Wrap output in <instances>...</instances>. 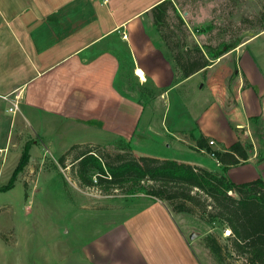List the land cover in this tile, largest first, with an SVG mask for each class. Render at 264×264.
<instances>
[{"label":"crops","instance_id":"obj_1","mask_svg":"<svg viewBox=\"0 0 264 264\" xmlns=\"http://www.w3.org/2000/svg\"><path fill=\"white\" fill-rule=\"evenodd\" d=\"M160 1L0 0V27L10 34V45L0 44V100L7 106L3 97L17 95L18 113L13 119L36 113L52 115L67 125L88 129L89 144L101 143L94 138L98 129L127 137L141 123L146 106L128 93L129 88L123 89L118 77L124 80L126 68V75L136 80L133 72L138 67L145 74L144 80L139 79L140 94L143 83L149 84L163 99L155 132L162 142L178 141L196 149L194 138L203 135L207 141L214 140L216 146L211 148L225 150L219 144L218 130L203 121L217 110L220 130L236 128L237 135L230 140L237 136L243 144L249 140L264 144V29L182 78L152 24L150 8ZM259 37L262 40L250 48ZM182 85L186 92L201 89L211 97L199 107L198 97L196 105L192 100L186 104L187 97L176 93L175 110L169 118L170 94ZM146 112L142 124L151 129L154 118L148 107ZM256 144L249 160L257 158ZM177 161L207 168L191 160ZM259 162L264 164V158ZM259 177L264 181L263 174ZM150 200L147 205L161 204L158 199ZM144 210L148 214L136 224L143 226L139 238L149 240L152 234L159 238L162 248L154 252L161 256L157 264H203L173 216H160L148 207L141 215Z\"/></svg>","mask_w":264,"mask_h":264},{"label":"rangeland","instance_id":"obj_2","mask_svg":"<svg viewBox=\"0 0 264 264\" xmlns=\"http://www.w3.org/2000/svg\"><path fill=\"white\" fill-rule=\"evenodd\" d=\"M175 1L184 24H179L176 16L169 11L167 23L161 29L164 33H174L169 47L162 40V34L157 32L165 51H176L174 44L177 42L190 46L194 43L218 46L238 39L239 43L260 30L264 20V0ZM9 40V31L0 27L2 47L10 45ZM261 40L260 37L254 40L249 44L250 48ZM133 73L138 79L132 80L126 75L125 68L124 80L121 81L120 77L118 80L122 82L123 89L129 88L128 93L136 95L138 102L146 106L141 123L127 137L98 129L94 138L101 143L91 145L92 151L97 155L107 156L106 159L111 161L117 151L115 146L125 142L136 156L191 160L209 169L222 170L221 165L206 153L197 151V148L178 141L168 145L155 135L158 117L162 114V96L154 88V96L140 94L138 83L145 79V74L138 67ZM196 78H201V75ZM184 89L185 86L182 85L171 92L173 103L169 118L175 110L176 93L187 97L186 104L192 100L196 105L198 97L199 107L204 106L205 101L211 97L201 89L193 91L190 88V92ZM3 98L7 106L0 100V146L7 145L8 152L0 170V186L7 182L24 146H28L29 157L17 173L13 186L0 191V264H157L161 256L156 257L154 252L161 250V241L153 234L149 240L141 241L139 236L143 226L141 228L136 225L148 214L146 210L142 212L143 215L140 214L145 207L160 216H173L183 234L192 242V248L197 251L203 264H220L202 244L205 230L214 234L222 245L225 262L245 264L244 258L231 250L230 240L224 235L225 228L215 224L210 227L199 222L195 211L192 214L173 212L163 200L160 206L147 205L153 198L139 190L127 192L125 183L122 186L112 185L110 188H106V184L98 185L95 182V172L91 173L93 184L82 183L80 170L76 166L77 160H74L80 148L70 152L66 150L73 144H89L86 140L89 139L90 131L80 126L67 125L61 119L41 113L34 114L35 118L22 117V120L19 116L20 120L19 117L17 119L20 122L15 121L13 118L18 112L12 114L8 111V100L13 99V95ZM147 107L154 118L151 129L142 124L147 116ZM213 112L202 119L205 123L209 121L213 129L218 130L216 134L221 138L219 144L229 147L237 140V136L236 140H230L232 135H237L236 128L225 132L220 130L217 127L220 115L217 110ZM8 128L9 135L3 145ZM255 144L251 140L244 143L249 156L254 154ZM256 146L259 152L255 160L247 159L223 170L230 181L246 182L258 178L260 173L264 175V164L259 162L264 157V144L260 142ZM64 153L63 163L58 162V158ZM191 233L197 234L190 238ZM228 250L231 251L230 255Z\"/></svg>","mask_w":264,"mask_h":264},{"label":"trees","instance_id":"obj_3","mask_svg":"<svg viewBox=\"0 0 264 264\" xmlns=\"http://www.w3.org/2000/svg\"><path fill=\"white\" fill-rule=\"evenodd\" d=\"M174 2L162 0L150 8L152 24L162 34V40L167 47L173 42L170 38L174 33H164L161 29L167 23L169 11L176 16L179 24H184ZM262 29L264 20L260 25V30ZM237 44L238 39L218 46L198 43L190 46L177 42L174 44L177 50L167 51L166 56L174 62L184 78L212 64L216 58L232 50ZM177 81L174 78V83ZM145 93L154 96L153 89L143 83L141 94ZM194 139L198 149L205 148L214 153L222 170H210L171 158L136 156L125 142L115 146L117 151L111 161L106 159L107 156L94 153L91 149L93 144H73L66 151L80 148L74 160H77L76 166L80 170L82 183L93 184L91 173L95 172V182L98 185L106 184V188H110L112 185L122 186L125 183L127 192L139 190L151 198L166 201L173 212L192 214L195 211L198 213L199 222L210 227L215 224L230 229L227 238L230 240L231 250L241 255L245 264H264V181L258 177L234 183L223 172L229 166L246 161L249 158L247 148L239 139L222 151L212 149L203 135ZM28 157V146H24L10 177L0 186V191L13 186L17 173L24 167ZM64 157L65 153L58 158V162L63 163ZM205 231L202 244L212 258L220 264H231L224 261L223 247L215 235ZM227 252L228 255L231 254L230 250Z\"/></svg>","mask_w":264,"mask_h":264},{"label":"built area","instance_id":"obj_4","mask_svg":"<svg viewBox=\"0 0 264 264\" xmlns=\"http://www.w3.org/2000/svg\"><path fill=\"white\" fill-rule=\"evenodd\" d=\"M126 37H127V34L125 32H123L122 38L126 39ZM8 101L10 103V106L8 107V111H10L12 114H15L18 111V97H17V95L14 96L13 99L8 100ZM243 133L246 134V132H244V131H243ZM208 144L210 146V145L215 144V142H214V140L209 139ZM199 151L206 153L208 156H210L212 159H214L216 161V163H218L217 160L215 159L213 152L207 151L205 148H199ZM7 152H8V146L7 145L0 146V170H1L2 163L6 158ZM229 193H232V192L229 191ZM224 235L229 236L230 235V229L225 228L224 229Z\"/></svg>","mask_w":264,"mask_h":264},{"label":"water","instance_id":"obj_5","mask_svg":"<svg viewBox=\"0 0 264 264\" xmlns=\"http://www.w3.org/2000/svg\"><path fill=\"white\" fill-rule=\"evenodd\" d=\"M194 234H197V233H191L190 238H193Z\"/></svg>","mask_w":264,"mask_h":264}]
</instances>
